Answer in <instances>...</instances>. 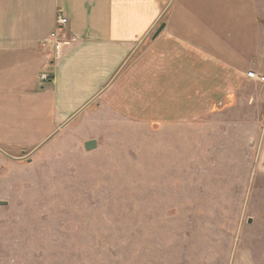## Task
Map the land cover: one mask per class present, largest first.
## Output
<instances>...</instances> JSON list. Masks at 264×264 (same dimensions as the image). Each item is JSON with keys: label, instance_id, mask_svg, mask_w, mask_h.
I'll list each match as a JSON object with an SVG mask.
<instances>
[{"label": "rangeland", "instance_id": "rangeland-1", "mask_svg": "<svg viewBox=\"0 0 264 264\" xmlns=\"http://www.w3.org/2000/svg\"><path fill=\"white\" fill-rule=\"evenodd\" d=\"M262 76L193 123L93 103L37 149L0 148V264H264Z\"/></svg>", "mask_w": 264, "mask_h": 264}, {"label": "crops", "instance_id": "crops-1", "mask_svg": "<svg viewBox=\"0 0 264 264\" xmlns=\"http://www.w3.org/2000/svg\"><path fill=\"white\" fill-rule=\"evenodd\" d=\"M55 30L58 57L41 45ZM249 72L264 74V0H0V148L37 149L93 103L145 125L207 119Z\"/></svg>", "mask_w": 264, "mask_h": 264}, {"label": "built area", "instance_id": "built-area-1", "mask_svg": "<svg viewBox=\"0 0 264 264\" xmlns=\"http://www.w3.org/2000/svg\"><path fill=\"white\" fill-rule=\"evenodd\" d=\"M66 22H67V19L65 18V16L63 14H59V17L57 20L58 30H60L62 28V26H64L66 24ZM61 42L62 41H60L59 35H58L57 31L55 30L49 34L48 39L41 42V45L44 47L48 43L52 44L54 55H55V57H58L59 53H60V49H61V47H60ZM247 77L255 79L257 76L253 72H249V73H247ZM47 79H48V77L43 75L42 80L47 81Z\"/></svg>", "mask_w": 264, "mask_h": 264}, {"label": "water", "instance_id": "water-1", "mask_svg": "<svg viewBox=\"0 0 264 264\" xmlns=\"http://www.w3.org/2000/svg\"><path fill=\"white\" fill-rule=\"evenodd\" d=\"M163 27H164L163 24H161V25L158 27V29H157V30L155 31V33L153 34V38L156 37V36L160 33V31L163 29ZM96 146H97V143H96V141H94V140L86 141V142L84 143V149H85L86 151L93 150V149L96 148ZM5 204H6L5 202H0V205H5Z\"/></svg>", "mask_w": 264, "mask_h": 264}]
</instances>
